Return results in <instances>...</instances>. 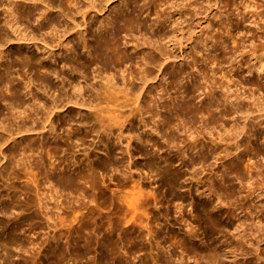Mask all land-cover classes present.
Returning <instances> with one entry per match:
<instances>
[{
    "label": "bare ground",
    "instance_id": "bare-ground-1",
    "mask_svg": "<svg viewBox=\"0 0 264 264\" xmlns=\"http://www.w3.org/2000/svg\"><path fill=\"white\" fill-rule=\"evenodd\" d=\"M7 1L8 2L5 1L6 2L5 4H7V8H5L6 6L5 7L3 6L5 8L4 12H1V10H0V58H1L0 59L1 60L0 61V134L3 133V135L6 136L4 133H6V131L8 129H10L11 127H13L14 125H15L14 127L16 130V132L15 131L14 132L18 133V134L22 132V129L23 130L25 129L28 131L29 130L33 131V129L35 128V127L32 128L33 124H36L35 122L38 119H40L38 117L39 112L42 111V112H44V115H47L45 112L48 111L49 113L51 112L50 115L52 116L53 111L60 110L57 119H50V126H49L48 121H49V117H51V116H49V117L45 116V120L47 121L46 123H48V126L50 128V129L48 128V130L51 131V134H53L52 133L53 131L57 132L55 134H56V137L59 138V142L56 143V145L54 146L55 149H57V150L58 149H60V150L72 149L71 146H73V144L70 143L69 140L75 141L76 144L75 143L74 144L76 146H78V143L80 144V142L82 145H84L86 142V139L91 136V139L89 138L91 141L90 145H92L91 151L93 152L94 156H98V155L100 156V154H102L101 156H103L104 159L102 160L103 162L100 165H104L105 171L107 170V173L109 170L111 172H115V173L118 172L117 175H119L124 182L129 181V182L133 183L132 185L130 183V186H132L131 188H129V186H128V188H125V190L121 187L120 188L122 190L121 189L119 190V188H117V184H116L115 187L109 188L110 194H111V191L116 193V189H118L119 191H124V194L121 193L122 199L124 200L123 195L125 196L127 194V193L125 194L126 190L128 192L129 189L131 190L133 188V190H131V194L133 193L132 191H135L134 192L135 194L139 193V192L140 193L143 192L141 190L142 188L139 189L140 186L136 185L138 183L136 178L135 179L133 178V172L136 171V170H133V168H135V165L137 162V161L135 162V160H132L133 159L132 151H133V148H135L137 151L136 153L140 154L142 159H144L143 160V167L148 168L149 171L151 170L150 172L155 171L156 174H160L162 178H165L167 180L169 186L173 190L171 196H173L175 198H181L183 201H185V200H187V198H189L191 200V201L189 200V202H190L189 205L196 206L199 210L203 211L208 216L209 222L212 223V225H214L216 227L219 226L220 229L221 228H223V229L228 228L229 227L228 224L223 223L224 221L221 222V220H220L221 217H223L224 215L225 216L229 215L230 217L233 218V217L238 216L237 214L239 212L237 214H235L234 212H232V213L227 212V211L225 212V210L222 209V206H224L222 204L224 202V199L228 200L232 196H235L234 193L236 192V190L231 189V190H229L228 193L224 191L225 192V195H224L223 192L221 193L222 188L219 187L217 189V187H216V189H217L216 194H217L218 199H220V201H219L217 199V197L215 196L216 197V203L219 201L220 206H215V207L213 206L212 207L210 203H207L206 201L200 200L199 198H197V196H195V197L193 196V190L190 189L189 187H187L185 184V175L186 174H184L182 172L183 170L181 171L179 169L180 167H177V163L175 166V162H176L175 158L183 159L185 156L184 153H185L186 149L191 150V149L197 148L198 150H196V149L195 150H196V152H198L197 154H199V156H197V158H195V159H193V157H192L190 163L184 161V159H183L182 164L185 167L189 168L190 166H195L197 163H203L205 161V158H206L205 154H203L201 152V150H200L201 148H199L201 146H199V143H198L199 138H201L204 135V131L201 129L200 130L194 129V127H196V124L198 121L197 118L199 115H201V117H203V116L206 117V122L208 123V125L211 124V126H213L212 124H215V123L217 124L219 121L224 122L223 124H220V126L223 125V127H224V131L222 133L219 132L221 134V136L218 135V136H220V142L215 141V143H213L214 141H212V144H215V146L213 148L215 153L218 152L217 150H220L219 153L231 152L230 151V145H231L230 143H232L233 140H234V142H236L235 140H237V143H236V145H237L239 136L242 133H244L245 131H243V130H246L245 128H247L248 130H246V134L248 133V137L246 134H244V136L246 135L245 138H247V139L245 140V143L241 141L242 143H244V147H245L244 152H247L246 153L247 156L248 155L251 157L260 156L259 158L264 159V141L261 140V142H262L261 146H260V142H259V139H261V138H263V140H264V131L263 132L261 131V134H259L260 131H259V133H258V131H255L256 127L260 126L259 124L262 123V122H259L257 120L255 122V119H258V118L260 119L261 116H259V114L261 112L264 116V77H260V74H259L260 73L259 71L262 72L264 70V60L262 57L263 54L259 53L260 55H257V49L252 48V47L246 53H242V54L241 53L237 54V53H235V51H233L232 54L235 56V57L233 56L234 61H235L236 57L239 55L243 58V57L252 56V55L254 56L256 54L257 56L255 55V57H254L255 62L253 64H249V62H246V61H244V63H241V62H243L242 58H241V60L238 61L239 65H238V67H236V69L234 68V70H232L231 69L233 66L232 65V66H230L231 68H229L230 70L227 72V74H225L226 72L223 73L224 77L227 78V80H228L226 82H228V83L232 82L234 84L233 86H235L234 88L240 86V87L244 88V90H245L246 86H249V89H251L253 91L252 96L255 95V93L258 94V95L256 94L257 97L254 96L255 98L253 99V101L251 100L252 101V103H250L251 105L249 104L250 107L248 106L247 108L243 107V106H246V105H243V103H242V105H243L242 107L240 105L241 102L243 101L240 98H242L243 96L239 97L238 96L239 93H237V95H236L235 94L236 92L234 93V90H232V92H231L229 90L230 86H228L229 85L228 83H227L228 85H226V84H224L225 82H223V81H222L223 83L219 82L220 79L216 80V76H217V74H219V70H220V73H222L224 71V70L222 71L223 68L220 67L221 66V59H224V58H223V55L216 54L214 50H213L214 53L208 51L209 53H207L204 56L202 55L203 57L201 56L203 65L201 64L202 68L198 70V72H200L198 77L199 78L201 77L203 80L205 79V82L208 80L210 82L216 80L213 84H215V85L219 84V87H226L227 91L223 92L222 90L224 88H222V90H221L222 94L218 95V94H216L217 92H215L216 90L215 91L209 90L210 92L207 94V96H208L207 100L208 101L204 100L202 102V100H201L200 105L192 104V103H195V102H192V97H194L193 92L199 91L201 89V85L199 84L198 81H196V80L192 81L193 86H190V87H192L194 90L189 88L188 86L183 85L184 83L182 85H179V83L182 81V78H183V77L181 78V76H183L187 73V71L183 68H179L177 71L172 72L170 74L171 87H163V86L161 87L160 85H153L151 87H148L147 83H148V81L153 79V75H154V74H152L153 68L156 65L162 66V63L160 61L163 60L165 62V60H169L171 56H174V55L176 56L174 49L178 48V46L180 48H183L187 44L188 41L193 40V39H194L193 41H195V43H193V44H195V45H193V46L191 45L190 48L192 51L198 50L196 47V44H199V46H198L199 48L201 46V50H198L197 52L202 51L203 53H204V51L207 52V50L209 49L210 46H214L215 43L213 41H209V39L212 40L214 38V36H212L211 34H210L211 36L209 35L208 28L204 30V26L202 27L200 22H199V25H197L195 23L196 21H193V20H198V21L201 20L202 21V19H203L202 16H204V13L202 14L203 10L209 11L210 9H212V7L214 8V7H216V5L223 3L224 6H226V7H230V8L233 7V9L235 8L234 10H236V9L238 10L239 6L242 5L241 8L243 7V12L245 13L248 9L252 10L254 8L255 9L258 8V5L260 4L261 1L259 2V0H258V3H257L256 0H239L240 4H238L237 0H201V1L200 0H131L135 3H141L139 5V8L136 11L122 12L121 15H115V17L112 20L106 19L107 22L105 21L104 17H99V18H101L100 20L97 17L96 20L97 19L99 20L97 22H99L100 25L98 23H94V25L92 24L93 26L92 25L89 26L88 17L90 16V18H92L91 14L93 12L98 13V11L100 9H102L103 6L105 4H107V2L109 0H46L45 3H43L45 0L44 1L43 0H21L19 2L15 1V0H7ZM110 1H112V0H110ZM26 2H27V4H28V2H30V3L32 2L31 3L32 7L30 6L31 8H28L29 6L27 7L26 6L27 4H24ZM3 3L4 2L0 1V5H1L0 7H2ZM166 4H167V6L169 5L171 10L169 9V11H167L168 9L165 8ZM11 5H12V7H11ZM105 6H107V5H105ZM169 7H167V8H169ZM54 8H56L55 9V12L57 13L56 17H53L51 14V10ZM218 8L216 7V9H218ZM0 9H2V8H0ZM219 9L217 10V12H219L217 15L219 17H221L223 15V13ZM244 9H246V11H244ZM250 10H248V11H250ZM254 10H252V12H254ZM256 10H258V9H256ZM148 11L150 12L149 14H151V13L155 14V17H154L155 18L154 19L155 20V23H154L155 27H154L153 32L150 31L151 33H149L146 29V27L148 26L146 24V21L141 19L138 16V13H141V16H142V15H144L145 12H147V14H148ZM241 12H239V14L237 13V16L240 15ZM252 12H250V13H252ZM254 13H257V11ZM254 13H252V14L254 15ZM258 14H257V16H258ZM185 15H186V19L183 18V17H185ZM200 15H201V17H200ZM217 15L215 12L214 17ZM187 16H188V18H187ZM224 16H226V15H224ZM240 16H239L240 19H238L235 23L236 24L235 26H236V28L238 27V30H235V32H232L233 34L230 32L232 34V39L230 38V40H233V42H231V43H233L232 46H234V44L241 37V36L239 38L237 37V35H239L238 33L244 31V30L242 31L241 25L244 22L245 16L244 15H240ZM204 18H206V17H204ZM263 18H260L259 20L261 21V19H263ZM228 21H226V19H222V20H220L219 25L223 26L226 24L225 26L227 27V26H229ZM263 21L264 20H262V22ZM185 22H186V24H185ZM193 22L198 27H201V31L207 32L205 35L206 37H204V39L201 38L202 35H200V34H199V36H196V38L193 37V33L196 29V25L194 26ZM263 25H264V23H263ZM167 26L171 27V30L167 31L165 28ZM225 26H224V28H225ZM229 27H231V26H229ZM227 30H229V29H227ZM137 31L138 32L144 31V33L139 32L140 34H142V35L144 34L143 36H145V37H143L144 41L140 38L142 40V42H141L142 44L140 43V40L136 39V36H138V38H139V35H140L139 34V35L135 36V33ZM84 32H85V34H84ZM124 32L129 37V40L127 39V41L132 42V45L134 44V47H133L134 50H136L138 47H140V50L137 51L136 54L135 53L134 54L129 53L127 50H125L126 48L123 49V47H122L123 46L122 33H124ZM227 33H228V31H227ZM242 34H246V33H242ZM28 40H38V41L40 40L42 45H40L41 47L36 46L34 49H31V48L28 49L26 46L27 43L25 46H22L21 44H19V42H21V41L25 42ZM163 41H165V42H163ZM214 41L217 42V38ZM210 42H212V44L213 43L214 44L212 45V44H210ZM251 42H253V41H251ZM222 43H224V42H222ZM237 43H239V42H237ZM167 45L169 47L168 50L166 49ZM234 47H237V46H234ZM234 47H232L231 49H234ZM222 48H225V47H222ZM237 48L239 49V47H237ZM237 48H235V50H238ZM45 49H47L48 52H43V50H45ZM222 50H224V49H222ZM262 50H264V47L262 48ZM210 51H212V49ZM191 52L190 53L185 52V54L187 53L186 55L188 58L189 57L192 58V61H191L192 65L197 67L199 64V61L194 55H192ZM260 52L263 53L262 51H260ZM225 54H226V52H225ZM180 55H182V54L180 53ZM195 55H196V53H195ZM229 57H230L229 58L230 60L233 58V57L231 58L230 55H229ZM4 58H5V61H3ZM139 61H140V63H138L139 67L138 66H136L138 68L134 67L135 66L134 64L135 63L137 64V62H139ZM215 63H217V65H215ZM244 64L247 66L243 67V66H245ZM244 68L247 71V73L248 72L250 73V74H248L249 76L251 75V73L253 74V76L250 77L249 80L247 79V81H244V80L241 81V76H240L241 74H240L239 70H244ZM261 69H263V70H261ZM244 73H243V75H244ZM154 77H156V76L154 75ZM194 78L192 77V80ZM257 80L259 82H256ZM202 82H204V81H202ZM169 89H171V90L176 89L175 91H176L177 95L175 94V97H176L175 99H172V97L170 96V94L168 92ZM36 90H37L39 95H40L39 92H41V96L43 97L42 101L39 100L40 98L36 94V92H35ZM26 91H27V96L25 98H27V97L29 98L28 94H31L32 97L30 96V98L34 99V101H35L33 104L31 103V101H29L30 103L26 102L27 99L24 98V96L26 95L25 94ZM243 93H245V92H243ZM250 95H251V93H250ZM141 98H142L143 103L141 102ZM173 100H174V102H173ZM195 104H197V103H195ZM68 106H70V107H68ZM66 107H68V108L66 110H63ZM82 108H86V109L88 108L89 110L84 111V109H82ZM216 110H218V111H216ZM254 112L255 113L257 112L259 117L257 115L253 116ZM17 113H19V115ZM21 113H23V115H21ZM34 114L36 115L37 120L34 119L33 116L31 118V115H34ZM20 115L24 116L26 118H31L32 122L35 120L36 121L33 122L32 126L29 125L30 122L27 124L30 127L26 126L25 123H27V122L22 121L21 120L22 118L20 117ZM230 116L231 117L232 116H239L240 118H242L245 121V124L243 123L244 124L243 127L239 128V129L236 127H235V129L226 128L227 123H225V121H227V120H225V119L228 117V120H231V119H229ZM173 117H176L177 122L174 121ZM17 118H18V120L20 119L19 122L21 124L16 125V122H17L16 119ZM53 118H55V117L53 116ZM26 120L27 119H25V121ZM247 120H248V122L246 123ZM28 121H29V119H28ZM44 121H43V123L40 122V124L41 123L44 124L45 123ZM231 125L233 126L234 123ZM229 126H230V123H229ZM206 127H205V129H206ZM238 127H241V126H238ZM42 128H44V127H42ZM233 128H234V126H233ZM203 129H204V127H203ZM213 129H215V127H213ZM36 130L38 131V129H36ZM58 130H62V132L67 133L66 136L65 135H64L65 137L60 136L61 134L58 133ZM35 131H33V132H35ZM219 131H221V130H219ZM10 132L8 134H10ZM15 133H14V135H15ZM12 134H11V136H12ZM18 134H16V135H18ZM223 135H225V136H223ZM4 136H3V138H4ZM244 136H243V138H244ZM1 138L2 137H0V140H1ZM12 138H15V137L12 136ZM12 138H10V139L12 140ZM63 138H64V140H63ZM4 140H1V141H4ZM6 141H4V143ZM223 141H224V143H226L227 141H230L229 145H225V147L222 148L221 144H223L222 143ZM180 143H182L183 146ZM3 144H2V142H0V146ZM117 144H120L119 148L116 147ZM179 144L181 145V147H179ZM46 145L48 146V144H46ZM236 145L234 146L235 149L238 147V146L236 147ZM43 146L44 145L39 144V147L43 148ZM239 146H240V144H239ZM37 148H38V146L35 148V143L32 141L30 143L24 144L23 147L21 148L24 156L20 157V159H18V160H15L16 164H13V163H11V164L14 165V168H15V166L17 168V166H18V169H19L20 165H22V167H23V165H25L27 167L30 166V165H26L27 160L25 158L26 157L25 154L27 151H34ZM89 148L90 147H88L87 149H89ZM85 149H86V147H85ZM119 152L121 153L120 154L121 156L118 155ZM240 152L242 153V151H240ZM0 153H2L1 150H0ZM11 153H12V151H11ZM11 153H9V154H11ZM122 154H123V156H122ZM124 154H125V157L127 156L126 159L128 158V160L125 162H124V158H125ZM169 154L170 155L173 154V155L169 156ZM4 157H5V154H4ZM238 157H239L238 162L242 163L244 156L238 155ZM48 158H49L48 162L46 161V159L44 157H41L40 159L38 158L40 161L37 164L35 163L36 164L35 169L37 168V169L42 170V169H45L47 164L54 165V161H51L53 158L52 154L48 153ZM134 159H135V157H134ZM249 159H251V158H249ZM252 160H250V161H252ZM259 160H258V162H259ZM132 161H134L133 164L131 163ZM250 161L248 163H250ZM179 162H181V161H179ZM246 163H245V165H246ZM251 163H254V162L252 161ZM251 163L249 165H247L248 169L249 168L254 169V168H252L253 166ZM100 165L97 164L96 168H100ZM235 165L236 164L232 162L230 168L233 170ZM25 166L23 168H25ZM9 167H10V163H9ZM27 167H26V169H27ZM30 167H32V166H30ZM52 167H54V166H52ZM55 167H56V165H55ZM136 167L138 168V164L136 165ZM239 167H240V165H239ZM20 168H21V166H20ZM257 168H259V167H257ZM30 169L32 170V168H30ZM35 169H33V170H35ZM226 169H227V167H226ZM31 170H29V171H31ZM33 170H32V172H33ZM191 170H192V167H191ZM15 171H16V169H15ZM55 171H57V170H55ZM192 171H194V170H192ZM39 172H42V171H39ZM211 172H210V174H211ZM5 173L6 172L0 173V177L2 179L6 177L7 173L6 174ZM46 173H47V171H46ZM52 173H53V171H52ZM86 173L87 172L79 173L74 178L75 175L72 176V175H70V173H67L66 171L61 169V172H59L56 175L57 181H58V186H59L60 190L70 191L72 193L78 192L81 189V187L79 188V187L75 186L76 185L75 183H76V181H81V180L84 182H87L89 179V176ZM29 174H30V172H29ZM33 174L35 176L36 173L33 172L32 175ZM43 174H44V172H43ZM190 174H191V172H190ZM195 174L193 175V173H192L193 176H195ZM247 174L250 175V173H247ZM256 174H257L256 177H259V176H260V178L264 177L263 176L264 173L260 170ZM53 175H54V173H53ZM53 175L52 174L44 175L48 179V183L52 184V182L51 181L49 182V180ZM110 175H111V173H110ZM249 175H248V179L245 178L244 176H242L241 174L236 176L238 181L241 182V181H244L247 179L248 181L246 180L245 182H247L249 184H248V187H244L242 190H239V193H241V192L245 193V195L243 196L244 201L234 203V205H235L234 211L238 210V209L241 210L243 207L245 209V211L248 210V213H247L248 215L244 216L243 218L237 217L239 219L236 222V223H238L236 226V229H238V233H239L240 238L239 239L235 238L236 239L235 240V239H233L234 238L233 237L232 240L228 243H230V245L232 246V248L234 250V251L233 250L232 251L234 253H235V251H237L239 253V250H241L243 255H245V256L253 255L254 259L247 260V258L240 256L241 258H244L242 260V262H238L239 260L236 261L235 256L239 255V254H236V255L233 254L232 255V252L231 253L228 252L229 254H227V252H226L227 250L225 249V247H223V245L225 244L224 238H221V239H223L224 244L220 243L221 240L218 241V239L214 237L215 233L210 231L207 227H204L205 225L204 226L201 225L202 223L200 225H201V227H203V232H204L205 236H204V239H198L197 240V238H195V235H192L191 231L188 230L189 228L191 229L190 224H188L190 222H188V221H187L188 223H186L185 226L183 225L184 227H186V230H188V233L183 234L180 238L177 236L178 233H176V232H174V230H172V238L174 239V238H176V236L179 238L178 242L176 240V242H177L176 244L179 243L178 247H180L182 249V251L180 252L181 255H179V257L177 255V257L179 259H182L180 257L184 256L183 252L185 251L186 253H188V252L194 253V256L193 255L192 256L194 257V260L196 262H198L197 264H264V249H263L264 247L262 245L264 243L263 242L264 241V224H263L264 203L260 204V208L254 212L257 215V217L254 216L257 218V221H255L256 220L255 219L252 222L253 219L250 218V215L253 216V214H254L252 212V209H251L252 208L251 206L253 203H251L252 199H250V198H253L255 196L256 192H259L257 197L260 195L263 196L264 195V188H262V187H264V186L261 187L260 185H262V182L260 181L261 184H258L257 182L259 180L257 181V179L253 180L251 178L252 181H250ZM139 176H140V174H139ZM141 176L139 177L140 179H141ZM15 177H17V174H15ZM35 177H37V175ZM198 177H200V176H198ZM221 178H222L221 179L222 182L225 183L226 180L224 179V174L222 175ZM253 178H254V176H253ZM189 179H191V178H189ZM31 180H32V182L35 183V184L33 183V185H35L34 189L37 191V193L35 192L36 193L35 197L41 196V193L39 192V189H38L39 188L38 184H37L38 181H36L35 178H34V180L33 179H31ZM111 181H112V179H111ZM141 182H143V181H141ZM196 182H197V180H196ZM199 182H201L200 178L198 180V184H199ZM245 182H243V183H245ZM231 183H233V182H231ZM247 183L245 184L246 186H247ZM134 184H135V186H134ZM31 185L28 187L30 188ZM78 186H80V185H78ZM135 187H137V190H134ZM207 187L210 189L211 183L208 182ZM11 188L14 189L15 186H13V185H11V186L2 185V186H0V192L5 191L8 193V191ZM176 189L182 191V194L181 195L174 194L173 192ZM227 189H230V187H228ZM139 190H141V191H139ZM194 190H196V192L198 191L197 189H194ZM146 191L148 192V190L145 189V192ZM184 191L191 194L190 195L191 197H188V196L186 197V195H184ZM58 192L59 191L55 190L54 195H56ZM149 192H150V190H149ZM27 193L29 194L30 191ZM114 193H113V196H115ZM128 193H130V192H128ZM211 193H213V192H211ZM211 193H210V196H211ZM42 194H43L42 197L37 198V200L35 202L30 197H28V198L26 197V199H24V201H20L19 197L15 193H12V195L8 196L11 198L10 203L9 204L6 203V204L2 205L1 209H0L1 215L3 217L0 221V227L2 229L1 233H0V245L6 250L7 253L9 252L10 248L13 250L12 247H14V248L16 247L15 248L16 251H17V248L20 250V254H18L19 252L16 253L13 250L16 253V256L22 255V258H23V259H20L18 257L19 259H17L18 260L17 264H38L39 261L41 264H73V263H71V261L74 262V260L78 256L81 257V254H83L80 251L76 250V248L73 251L66 250L67 252H65L63 250V247H60L58 245V242L53 243L51 241L52 239L50 237H48V238H45V240H43V242L35 243L36 242L35 241L33 243L34 245H38V247H36V248H40L41 246H44V253H43V255L41 254V256H40V252H37L34 249L35 246H34V248H31L29 250V248L28 249L25 248L26 245H24L20 241L21 239H19V237H17L18 230H21L22 226L27 224V221L33 220L35 218L34 216H31V215L29 217L21 216L22 212L27 210L31 205L38 206L37 208L43 209V207H44V209H47L48 207H47L46 199L48 198L50 200L54 197L53 199L56 200L58 198V196L56 198L53 194H51L49 196L48 195L44 196V193H42ZM48 194H50V192ZM131 194H127V196H125V197H127L125 200L128 201L129 207L132 208L130 206V205H132L133 209H134V208H136L135 206H137V203L138 202L140 203V201L138 199H139V196L141 194L139 196L137 194L136 196H138V197H135L134 194L133 195H131ZM143 194H146V193L143 192ZM149 194H153V191ZM207 194H209V193H207ZM129 195H131L132 198H130ZM214 195L215 194H213V196ZM262 196H261V198L259 197V199H262ZM133 197L136 199H134ZM198 197H200V196H198ZM140 198H141L140 200H142L141 196H140ZM233 198H236V197H233ZM133 199L135 200V202ZM202 199H204V198H202ZM154 200H155V198H154ZM235 200H237V199H235ZM257 200H258V198H257ZM143 201L145 202L146 199ZM209 201H211L210 198H209ZM212 201H213V199H212ZM228 201H230V200H228ZM232 201H234V199ZM126 202H125V204H126ZM133 202L136 205L133 204ZM155 203H157V202H155ZM179 203H180V201H179ZM143 204H146V203H143ZM178 205L181 206V204H178ZM214 205H215V203H214ZM140 206H141V204H140ZM150 206L152 207V205H150ZM150 206H148V208ZM257 206H259V204ZM177 207H179V206H177ZM216 207H217V211L213 212V210H216L215 209ZM57 208H58V206H57ZM142 208L143 207H141L140 211L142 210ZM157 208H158V206H157ZM181 208H178L179 211L177 210L180 214L182 212ZM254 208H255V206H254ZM136 209H138V208H136ZM144 209L146 210L147 207L143 208V210ZM155 209H156V206H155L154 210ZM11 210L16 211L18 214L15 212L17 215L11 218V216H9V214L11 213ZM143 210H142V214H145L148 216V214H146L147 211H146V213H143ZM40 211H41V209H40ZM78 211L79 210L76 211L74 209L72 211H70L71 212L70 214L72 215L71 220L69 219L70 225H72L76 221V219H78L77 215H79V216L81 215L82 212L81 213L79 212V214H78ZM34 212H37V211H34ZM241 212H242V210H241ZM12 214H13V212H12ZM159 214H161V213H159ZM46 215H47V213H46ZM143 216H141V218ZM74 218H76L75 221L73 220ZM161 218H162V216H161ZM47 219H49V217ZM145 219H147V218H145ZM145 219H143L141 221L138 220V221H140L141 225H143L142 221H144ZM226 219H227V217H226ZM61 220L63 221V218ZM159 220H161V219H159ZM184 220H185V218H184ZM166 221H168V219ZM249 221H251V222H249ZM140 222H138V223L140 224ZM54 223H56V222H54ZM64 223H63V225L66 224V223L65 224ZM147 223H145V224L148 225ZM181 223L182 222H180V224ZM58 224H59V222H58ZM69 224L67 222V225H69ZM141 225L139 227H141ZM249 225L251 227L248 230ZM47 226L50 227V225H47ZM60 226H62V225H60ZM145 226H144V228H145ZM54 227L56 228V226H54ZM70 227L71 226H69V229H70ZM85 228H86V225L82 226V227L80 226V230H83ZM141 228H143V227H141ZM147 229H145V230H147ZM193 229H195V228H193ZM215 229H218V228H215ZM180 230H181V228H180ZM182 230H183V228H182ZM67 231H68V229H67ZM177 231L179 232V230H177ZM224 231L227 232L228 229L224 230ZM151 232H152V229H151ZM164 232H167V231H164ZM147 233H150V232L147 231ZM160 233H161V230H160ZM152 234H153V232H152ZM67 235L69 238L71 234L69 233ZM81 235L79 233V236L76 239H74V241H76L78 243L83 242L85 244V246L87 247L86 253L88 254L89 249L92 248L94 238H93V236L90 238H85V237H82ZM146 235H149V234H146ZM153 235H155V234H153ZM164 235H163V237H164ZM150 236H152V235H150ZM201 236H200V238H201ZM51 237H54V236H51ZM65 237H66V235H65ZM54 239H55V237H54ZM95 239H96V237H95ZM229 239H230V237H229ZM68 241H67V243H68L67 245L70 244V241L69 242ZM75 244L76 243H74V245ZM172 244H174V243H172ZM71 245H73V243ZM31 246H32V244H31ZM160 246H161V244L159 245V247ZM176 246H175V249H176ZM65 247H67V246H65ZM178 247H177L176 251H178ZM103 248L107 252L101 251L99 258L98 259L96 258L97 260L94 259L96 261V262L94 261V264H123L122 258L120 256V254L118 253L119 246H118L117 241H114V242L112 241L109 244L104 245ZM164 248H165V252H167L166 247H164ZM227 248H229V247H227ZM66 249H68V248H66ZM169 249H168V252L170 251ZM94 250H95V248H94ZM26 252L30 254L27 257L24 255ZM130 252L133 253L134 252L133 249L130 248ZM130 252H129V254H130ZM170 254H171V252H170ZM172 254L175 255V253H172ZM186 256H188V254H186ZM186 256H184V258ZM13 257L15 258V254L13 255ZM230 257H232V258L235 257V258L231 260V259H229ZM167 258H169V257H167ZM155 259H158V258L156 257ZM175 259H176V257H175ZM190 259H192V257H190ZM182 260H185V259H182ZM0 261H2V260H0ZM159 261H161L160 262L161 264H169L167 260H164V258L163 259L160 258ZM186 261H188V260L186 259ZM195 261H194V263H195ZM14 262H16V261H14ZM126 264H130V263H126ZM156 264H158V263H156Z\"/></svg>",
    "mask_w": 264,
    "mask_h": 264
},
{
    "label": "rangeland",
    "instance_id": "rangeland-1",
    "mask_svg": "<svg viewBox=\"0 0 264 264\" xmlns=\"http://www.w3.org/2000/svg\"><path fill=\"white\" fill-rule=\"evenodd\" d=\"M0 1L1 2H4L3 5H2V7H0V8H2V9H0L1 12H4L5 8H7V4H5V3L8 2V1L7 0H0ZM15 1H18L19 2L21 0H15ZM109 1L107 2V4H105L107 6H105V5L103 6L104 9L103 8L100 9L101 11L99 10L98 13L93 12L91 14L92 18H90V16L88 17L89 26L92 25V24L94 25V23H98L100 25V23L97 22V21H99L101 19L99 17H104V19L106 21V19L107 20H112L115 17V15H121L122 12L136 11L139 8V5L141 4V3H135V2H133L131 0H112L110 2ZM45 2H46V0L43 3H45ZM256 2L258 3V0H256ZM259 2H260V4L258 5V8H256L258 10H256L255 8H254L255 10L251 8L252 10H254V12L257 11V13L252 12V10H250V9H248L250 11H248V10L246 11V9H244V11H246L245 12L246 14H245L243 12V7L241 8L242 5L239 6V9H238L239 11H238L237 9L234 10L235 8L233 9V7L230 8V7L224 6L223 3H220L219 4L220 6L219 5H216V7L217 8L219 7L220 9L219 8L218 9L220 11H222V13H223V15L221 17H219L217 15L219 12H217L218 9H216V7H214V8L212 7V9H210L209 11L203 10L202 14L204 13V16H202V18H203L202 21L201 20L200 21L193 20V21H196L195 23L197 25H199V22H200V24L202 25V27L204 26V30L208 28L209 35L211 34L212 36H214V38L216 37L217 38V42L218 41L219 42L217 43V42L214 41V40H216V38L215 39L213 38L214 40L213 39L212 40L209 39V41H213L215 44L213 43L214 46H210L209 49L207 50V52L204 51V53L202 51L197 52L198 50H201V46H200V48L198 47L199 44H196V47L198 49L197 51H192L191 50V48H190L191 45L192 46L195 45V44H193V43H195V41H193L194 39L188 41L187 44L185 43L186 45L184 44L185 46L183 48H180L178 46V48L174 49L176 56L175 55L174 56H171L170 59L169 60H165V62L163 60L160 61L162 63V66L161 65L160 66L159 65H156L153 68L152 74H154L156 77H154V75H153V79H151L150 81H148L147 86L148 87H151L153 85H160L161 87L162 86L163 87H171L170 74L172 72L177 71L179 68H183V69H185L187 71V73L185 75L181 76V78L182 77L183 78H182V81L179 83V85H182L184 83L183 85L188 86L189 88L193 89L190 86H193V84H192L193 82L192 81H194V80L198 81L199 84L201 85V89L199 91H194L195 93L193 92V94H194L193 96L194 97H192V102H195L197 104H195V103H192V104H194V105H200L201 100H202V102L204 100H207L208 99L207 94L210 92L209 90H213V91L216 90L215 92H217L216 94H218V95L222 94L221 93L222 91L223 92L227 91V88L226 87H219V84H216V85L213 84L216 80H219L220 79L221 81L219 80V82H222L223 81V82H225L224 84H226V85L229 84L228 86H230V89L229 90L231 92H232V90H234V93L236 92L235 93L236 95H237V93H239L240 94V95L238 94L239 97H242L243 96L242 98H240L241 100H243L241 102V104H240L241 107L243 105H246V106H243L245 108H247L248 106L250 107V105H251L250 103H252L253 99L255 98L254 96L257 97L258 94L255 93V95L252 96L253 91L251 89H249V86H246V89L245 90H244V88H242L240 86L234 88L235 86H233L234 84L232 82H230L231 84L228 83V82H226L228 80H227V78L224 77L223 73L226 72L225 74H227V72L230 70L229 68H231L230 66L233 65L231 69L234 70V68L236 69V67H238V65H239L238 61H240L242 57L239 55V56L236 57V59L234 61V57L235 56L232 54L233 51H235V53H237V54L238 53L239 54L240 53L242 54V53H246L252 47V48L257 49V55L263 54L262 57H263V60H264V50H262V48L264 47V32H263L264 31V25H263L264 21L262 22V20H264V18H263L264 17V0H259ZM29 3L30 2H28V4H27V2H26L24 4H27L26 6L27 7L29 6L28 8H31L32 7V4H31L32 2L30 4ZM237 3L240 4V1L237 0ZM3 6L4 7L6 6V7L4 8ZM166 6H167V4L165 5V8L168 9L167 11H169V9L171 10V8L169 7V5L167 6L169 8H167ZM11 7H12V5H11ZM55 9L56 8H54V9L51 10V14H52L53 17H56L57 16V13L55 12ZM215 12H216V15L217 16L214 17ZM239 12L242 13V14L240 13V15H244L245 16L244 22L241 25L242 31L244 30L245 32L244 31L243 32H240V33H238L239 35H237L238 38L241 36L240 37L241 39L240 38L239 39L237 38L238 39L237 42H239V43L236 42L237 44L236 43L234 44V46L239 47V49H238L237 47L232 46L233 43H231V42H233V40H230V38L232 39V34H233L232 32H235V30H238V27L236 28V26H235L236 24L235 23L241 17L240 15L237 16V13L239 14ZM250 12L254 13V15L252 13H250ZM145 13L147 14V12H145ZM145 13H144V15H142L143 17L141 16V13H138V16L141 19H143V20L146 21V24L148 25L146 27V29H147V31L149 33H151V32H153L154 27H155L154 26V23H155V20H154L155 19L154 18L155 17V14H153V13L149 14L150 13L149 11H148V14L147 15ZM257 14H258V16H257ZM201 15H200V17H201ZM224 15H226V16H224ZM97 17H98L99 20L98 19L96 20ZM204 17H206V18H204ZM183 18L186 19V15ZM187 18H188V16H187ZM260 18H263V19H261V21H260L259 20ZM222 19H226V21L229 20L228 21V24L231 27L227 26L228 27L227 28L225 26L226 25L225 24L226 22L224 23L225 25H223V26L221 25L222 26L221 27L219 25V22ZM185 24H186V22H185ZM196 24H194V22H193V25L194 26ZM197 25H196V29H195V31L193 33V37L196 38V36H199V34H200V35H202L201 38L204 39V37H206L205 35H206L207 32L201 31V27H198ZM224 26H225V28H224ZM167 27H165L167 31L171 30V27H168V28ZM226 28L229 29L230 31L227 30ZM144 31H142V32L139 31V32L144 33ZM227 31H228V33H227ZM137 32L135 33V36L140 34L139 32L138 33ZM242 33H246V34H242ZM84 34H85V32H84ZM125 34H126L125 32L122 33V43H123V46L122 47H123V49L126 48L125 50H127L129 53H131V54H134L135 53L136 54V52L140 50V47H138L136 50H134L133 49L134 44L132 45V42L127 41V39L129 40V37H128L127 34H126L127 36ZM140 35H139V38H138V36H136V39L140 40V43H141L142 40L144 41V38L143 37H145V36H143L144 34L143 35L140 34ZM221 41L224 42V43H222ZM251 41H253V42H251ZM163 42H165V41H163ZM26 43H27V45H26ZM19 44H21L22 46H25L26 45L28 49H30V48L31 49H34L36 46L42 45L40 40L39 41L38 40H28V41H25V42L24 41H21V42H19ZM210 44H212V42H210ZM221 46L222 47H225V48H222ZM232 47H234V49H231ZM210 48L212 49V51H210L211 50ZM235 48H237L238 50H235ZM166 49L167 50L169 49L168 45H167ZM222 49H224V50H222ZM213 50L215 51L216 54L223 55V58L224 59H221L220 58L221 59V66L220 67L223 68L222 71L223 70L224 71L222 73H220V70H219V74H217L216 80L211 81V82L208 80V81L205 82V79L203 80L201 77L200 78L198 77L199 74H200V72H198V70L201 69L202 68V65H203V63H202V57L204 55H206L207 53H209V52L214 53ZM259 50L262 51L263 53H261ZM43 52H48V50L45 49V50H43ZM185 52H187V53H190L191 52L192 55H194L198 59L199 64H198L197 67H195V66L192 65V62H191L192 61V58L191 57L188 58L187 55H186L187 53L185 54ZM225 52H226V54H225ZM180 53L182 55H180ZM195 53H196V55H195ZM229 55L231 56V58L234 56L232 58L233 60L232 59L231 60L229 59L230 58ZM255 55L254 56L252 55V56L243 57L242 58V61L243 62H241V63H244V61H246V62H249V64H253L255 62V59H254ZM3 61H5V58L3 59ZM138 63H140V61L137 62V64ZM137 64L135 63L134 64L135 66L134 65L133 66L134 67H136V66L139 67V64L138 65ZM215 65H217V63H215ZM246 66L247 65H245L243 67H246ZM138 67H136V68H138ZM261 70H263V69H261ZM239 71H240V74H241L240 75L241 76V81H243V80L244 81H247V79L249 80L250 77L253 76L252 73L249 76L248 74H250V73L249 72L247 73V71L245 70V68H244V70H239ZM259 72H260L259 73L260 74V77H264L263 76L264 75V73H263L264 70L262 72L261 71H259ZM243 73H244V75H243ZM192 77L193 78L195 77V78L192 80ZM202 81H204V82H202ZM256 82H259V81L257 80ZM222 88H224V89L222 90ZM170 90L171 89H169V91H168L169 94H170V96L172 97V99H175L176 98L175 97V94L177 95V93L175 91L176 89H172L173 91L172 90L170 91ZM35 92L39 96V98H40L39 100L42 101L43 100V97L41 96V92H39L40 95L38 94L37 90ZM243 92H245L246 94L243 93ZM250 93H251V95H250ZM25 94L26 95L24 96V98L27 96V91L25 92ZM28 96L30 98L31 94H28ZM29 98L28 97L25 98V99H27L26 102L31 101V103L33 104L35 102L34 99H32V98L29 99ZM141 102H142V98H141ZM173 102H174V100H173ZM242 103H243V105H242ZM68 107H70V106H68ZM68 107L64 108L63 110H66ZM82 109H84V111L85 110L86 111L89 110L88 108L87 109L86 108H82ZM59 111L60 110L53 111L52 112V116L50 115L51 112L49 113L47 111L48 113L45 112L47 115H44V112L41 111V112H39L38 117L40 119H38V120L36 119L37 117H36L35 114L34 115H31V118L33 116V118L37 120V121L35 120L36 122L33 121L36 124H33L31 118H26L24 116H21V115H23V113H21V115H20V117L22 118L21 120L24 121V122H27V123H25L26 126H29V125L32 126V124H33L32 128L35 127L34 129L35 130L38 129V131L37 130L35 131L34 129H33V131H35V132H33L32 130H29L28 131V130H25V129H24L25 130L24 131L22 129V132L18 134V133H15L16 130H15V127H14L15 125H14L10 129H8L6 131V133H4L6 136H4L3 133L0 134V137H2L1 140H4V139H5L4 141L7 140L5 143H4V141H1L0 140V142H2V144L4 143L3 145L0 146V150L2 151V153H0L1 154L0 155V173H2V172L3 173L4 172L7 173V174L5 173L6 174V177L5 178L2 179L0 177V186H2V185H9V186L13 185V186H15V188L14 189L11 188L8 191V193L5 192V191H3V192L1 191L0 192V209H1V206L2 205L6 204V203H8V204L10 203L11 198L8 197V196L9 195H12V193H15L19 197L20 201H24V199H26V197L27 198L30 197L35 202L37 200V198L42 197V195H43L42 193H44V196L45 195L46 196L47 195L49 196L51 194L54 195L55 190L59 191L56 195H54L56 198L58 196V198L56 200L53 199L54 197L52 199H50V200L48 198L46 199L47 207H48L47 209H44V207H43V209L42 208H37L38 206L31 205L27 210H25L24 212H22L21 216L29 217L31 215V216H34L35 217L33 220L27 221V224L23 225L22 228H21V230H18V232H17V237H19V239H21L20 241L24 245H26L25 248H27V249L29 248V250H30L31 248H34V246H35L34 249L37 252H40V256H41V254L43 255V253H44V246H41L40 248H36V247H38V245H34L33 243L35 241H36L35 243H37V242H39V243L40 242H43V240H45V238L50 237L52 239L51 241L53 243L58 242V245L60 247H63V250L65 252H67L66 250L73 251L76 248V250H78L81 253H83V254H81V257L78 256L77 257L78 259L76 258L77 260L75 259L74 262L71 261V263L76 264L78 262L77 264H90V263L91 264H94V261L99 258L101 251L102 252H107L103 248V246L106 245V244H109L112 241L113 242L114 241H117L118 242V246H119L118 253L120 254V256L122 258V263L123 264H126V263H130V264H132V263L133 264H156V263H158V264H161L160 263L161 261H159L160 258H162V259L164 258V260H167L169 264H183V263L184 264H197L198 262H196L194 260V257H193L194 256V253H192V252L186 253L184 251L183 252L184 256H186V254H188V256H186L185 258H184V256L183 257H180V258L185 259V260L179 259L178 257H179V255H181L180 252L182 251V249L180 247H178L179 246L178 245L179 243L178 244H176V243L178 242L179 238L183 234L188 233V230L191 231L192 235H195V238H197V240L198 239H204V236L205 235H204V232H203V227H201V225H203V226L205 225L204 227H207L210 231H212V232L215 233V236L214 237L217 238L218 241L221 240L220 243H223L224 244V242H225V244L223 245V247H225V249L227 250L226 251L227 254H229L228 252H230V253L232 252V255L233 254L234 255L239 254V255H236L235 256L236 258L235 257H233V258L230 257L229 259L232 260V259L235 258L236 261L239 260L238 262H242V260L244 258H247V260L254 259L253 258V255H251V256L250 255H248V256L243 255L242 252H241V250H239V253L237 251H235V253H234L233 252L234 250H233L232 246L230 245V243H228V242H230L232 240L233 237H234L233 239H235V238L236 239H239L240 238L239 237V233H238V229H236V226L238 224L236 222L238 221L239 218H243L244 216H247L248 215L247 214L248 213V210H246L247 211L246 212L243 207H242L241 210H242V212L244 214L246 213L245 215L241 212L240 209L234 211V209H235L234 208V206H235L234 203H236V202H243L244 201L243 200V196L245 195V193L244 192L243 193L242 192L239 193V190H242L244 187H248V184L249 183L245 182L248 179V175H249L247 173H250V175H249V180L250 181H252V179L253 180L254 179H257V181L259 180L257 183L258 184H261L260 183V181H261L262 182V185H260V186L261 187L264 186V180H263L264 177H262V178H260V176L259 177H256V175H257L256 173L259 170L264 173V159L262 158L263 159L262 160L261 158H259L260 156H258V157H251L249 155L247 156V154H246L247 152H244L245 151L244 143H245V140L247 139L245 137H246V135L248 137V133L246 134V130H248L247 128H245L246 130H243L245 132L242 133L239 136V138H238V144L237 145H236L237 140H235L236 142H234V140H233V142L230 143L231 144L230 145V151L231 152H229V153L221 152L223 154L222 155L221 153H219L220 150H217L218 152L215 153V151L213 150L215 144H212V141H214L213 143H215V141L220 142V136H221V134L219 132L222 133L224 131L223 125L220 126V124H223L224 122L219 121L218 122L219 124L218 123L217 124L215 123V124H212L213 126H211V124L208 125V123L206 122V117L205 116L201 117V115H199L198 118H197L198 121H197L196 127H194V129H198V130L201 129V130L204 131V135L201 138H199L198 143H199V146H201V147H199V148H201L200 149L201 152L203 154H205V157H206L205 158V161L203 163H197L195 166H190L189 167L190 169L188 167H185L182 164L183 159H184V161L190 163L192 157H193V159H195V158H197V156H199V154H197L198 152H196V150H198L197 148H195L196 150L195 149H191V150L188 149L189 151L186 149L185 150V153H184L185 156H184L183 159H181V158H175V160H176L175 166H176V163H177V167H180L179 169L181 171L183 170L182 172L184 174H186L185 175V184H186L187 187H189L190 189L193 190V196L194 197L197 196V198H199L200 200L206 201L207 203H210L212 207L213 206L214 207L215 206H220V204H219L220 199H218L217 194H216V191H217V189L219 187L222 188L221 193L223 192L224 195H225V192L228 193L229 190H231V189L236 190L237 193L236 192L234 193L235 196H232L231 197L232 199L231 198L228 199L230 201L224 199V202L222 204L224 206H222V209L225 210V212L226 211L227 212H230V213L234 212L235 214H237L239 212L237 214L238 216L232 218L229 215H228L229 217L227 215L226 216L224 215L223 217H221V219H220L221 222L224 221L223 223L228 224L229 227L226 228V229H223V228L220 229L219 226L216 227V226L212 225V223L209 222L208 216L203 211L199 210L196 206L189 205L190 204V202H189L190 199L189 198H187V200L183 201L181 198H175V197L171 196L173 190L169 186L167 180L165 178H162L160 174H156L155 171L154 172L153 171L150 172L151 170L149 171L148 168L143 167V160L144 159H142V157H141L140 154L136 153L137 151H136L135 148H133V151L131 150L132 151V156H133V159L132 160H135V162L137 161L136 162V165L138 164V168L136 167V165H135V168H133V170H136V171L133 172V178L134 179L136 178V180L138 181V183L136 185L140 186V188L138 186L137 187L139 189L142 188L141 190L144 193H146L147 195L146 194H143V192L142 193L139 192V193H136L135 194L134 193L135 191H132L133 193L131 194V190H133V188L131 190L130 189L128 190V192H130V193H128L127 190H126L125 191V194L126 193L127 194H131V195L134 194L135 197H138L141 194L140 196L142 197V200H140L141 199L140 196H139V199L137 198L140 201V203L139 202L138 203L136 202L137 203V206H135L139 210L136 209V208L133 209V206L132 205H130L132 207V208H130L129 207V204H128V201L125 200L127 198V197H125V196H127V194L125 196L123 195V197H124V200H123L122 199V196H121V193L124 194V191H119V190L121 188H123L125 190V188H128V186H129V188H131L132 187V186H130V183L131 182H129V181L128 182H124L121 179V177L119 175H117L118 172L115 173V172H111L109 170L108 173L110 172L111 173V175H110V173L109 174L107 173V170L105 171L104 165H100L103 162L102 160L104 159V157L101 156L102 154H100L101 157L99 155L98 156H94L93 152L91 151V149H92V147H91L92 145H90L91 144V141H90L91 136L89 137L90 139L89 138L86 139V142H85L84 145H82L81 142H80V144L78 143V146H76L75 145L76 144L75 141L69 140V142L73 144V146H71L72 149H69V150H60V149L57 150V149H55L54 146L56 145V143L59 142V138L56 137V134L55 133H57V132H54L53 131L52 132L53 134H51V131H49L48 128L50 126V119H57V117L59 115ZM216 111H218V110H216ZM17 114L19 115V113H17ZM256 115L258 116V113L257 112L256 113L254 112L253 116H256ZM45 116H48V117L51 116V117H49V121H48L49 126H48V123H46L47 121L45 120ZM53 116L55 118H53ZM259 116H261L260 119L259 118L258 119H255V122L257 120L259 122H262L263 124L260 123L259 124L260 126H257L256 129H255V131H258V133L260 131L259 134H261V131L262 132L264 131V116H263L262 112L259 114ZM25 119H27V120L25 121ZM28 119H29V121H28ZM173 119H174L175 122H177L176 117H173ZM229 119H231V120H228V117L225 119V120H227V121H225V123H227V125H226L227 127L226 128H229V129H235V127L239 129V128H242L243 125L245 124V121L242 118H240L239 116H232V117L230 116ZM16 120L18 122V123L16 122V125L21 124L19 122L20 119L18 120V118H17ZM43 121L45 122L44 123L45 125L42 124ZM29 122L30 123L32 122V123L30 124ZM40 122H42V123L40 124ZM247 122H248V120L246 121V123ZM28 123H29V125H27ZM229 123H230V126H229ZM233 123H234V125H233L234 128L231 125ZM238 126H241V127H238ZM42 127H44V128H42ZM203 127H204V129H203ZM205 127H206L207 130L205 129ZM213 127H215V129H213ZM219 130H221V131H219ZM9 132H10V134H8ZM13 132L15 133V135H14ZM58 133H60L61 134L60 136H62V137H65L66 134H67L65 132H62V130H58ZM11 134L15 138H12ZM16 134H18V135H16ZM244 134H246V135L244 136ZM2 135L4 136V138H3ZM218 135H220V136H218ZM225 135H223V136H225ZM243 136H244V138H243ZM10 138H12V140ZM63 140H64V138H63ZM261 140L264 141L263 138L259 139L260 146L262 145L261 144L262 143ZM31 141L35 143V148L38 146V148L36 150H34V151H27L26 154H25V156H26L25 158L27 160L26 165H30L32 167H30V166L27 167V166L23 165V167L25 166V168H23L22 165H20L21 168H20V166H19V169H18V166H17V168H16V166L14 168V165H12L11 163L16 164L15 163V160H18V159H20V157H23L24 156V154L22 153L23 151H22L21 148L23 147L24 144L30 143ZM241 141L244 142V143H242ZM229 142L230 141H227L226 143H224V141H223L222 142L223 144H221L222 148L225 147V145H229ZM39 144L44 145L43 148L39 147ZM46 144H48V146ZM180 144H182V143H180ZM180 144H179V147H181ZM239 144H240V146H239ZM235 145H236V147L238 146L236 148L237 150L234 147ZM182 146H183V144H182ZM85 147H86V149L88 147H90V148L86 150ZM116 147L119 148L120 147V144H117ZM11 151H12L13 154L11 153ZM240 151H242V153ZM120 152L118 154L119 156H121L120 155L121 154ZM9 153H11V154H9ZM48 153L49 154H52L53 158H52L51 161H54V165L47 164V166L45 167V169H42V170L41 169H37V168L35 169V166L40 161L39 159L41 157H44L46 159V161L48 162V160H49ZM4 154H5V157H4ZM172 155L169 154V156H172ZM238 155L239 156H241V155L244 156L243 157V162L244 163L242 162L243 164L241 162H238V158H239ZM122 156H123V154H122ZM124 157H125V154H124ZM126 157L124 158V162L128 160V158L126 159ZM134 157H135V159H134ZM249 158H251V159H249ZM247 159L249 161L253 159L252 161L254 163H251L252 161H250V163L252 164V166H253L252 168H254V169H250V168H249L250 170L248 169V166L247 165H249L250 163H248L249 161ZM258 160H259V162H258ZM179 161H181V162H179ZM133 162L134 161H132L131 163L133 164ZM232 162L236 164L233 170L230 168ZM9 163H10V167H9ZM245 163H246V165H245ZM97 164L100 165V168H96ZM55 165H56V167H55ZM239 165H240V167H239ZM52 166H54V167H52ZM256 166L259 167V168H257ZM26 167H27V169H26ZM191 167H192V170H194V171L191 170ZM226 167H227V169H226ZM30 168H32V170L35 169V170H33V172L36 173L35 176L37 175V177H35L34 174L32 175L33 172H32V170ZM15 169H16V171H15ZM61 169L64 170V171H66L67 173H70V175H72V176L75 175L74 178L79 173H85V172H87L86 174L89 176V179L90 180L88 179L87 182H84L82 180L81 181H76V183H75L76 185L75 186H77L79 188L81 187V189L78 192L72 193L70 191H62V190H60V188L58 186V181H57V177H56V175L59 172H61ZM29 170H31V171H29ZM55 170H57V171H55ZM39 171H42V172H39ZM46 171H47V173H46ZM52 171H53L54 175H53ZM29 172H30V174H29ZM43 172H44V174H43ZM190 172H191V174H190ZM210 172H211V174H210ZM192 173H193V175L195 174V176H193ZM15 174H17V177H15ZM46 174H52L54 176V177L52 176L50 178V180H49V182L51 181L52 184L51 183H48V179L44 176ZM139 174H140V176L142 175L141 176V179L139 178L140 177ZM223 174H224V179L226 180L225 183L222 182V180H221L222 179L221 177H222ZM239 174H241L242 176H244L247 179L244 180V181H241V182L238 181V179L236 178V176H238ZM198 176H200V177H198ZM253 176H254V178H253ZM33 177L35 178L36 181H38V183L37 182L36 183L38 184V187H39L38 189H39V192L41 193V196L35 197L37 191L34 189L35 188L34 187L35 185H33L34 182H32V180H31V179L34 180ZM189 178H191V179H189ZM199 178L201 179V182H199V184H198ZM111 179H112V181H111ZM196 180H197V182H196ZM141 181H143V182H141ZM208 182L211 183V188H210L211 190L207 187ZM231 182H233V183H231ZM243 182H245V183H243ZM246 183H247V186L245 185ZM116 184H117V188H119V190L116 189V193H114L113 191H111V194H112L111 195L109 188L115 187ZM132 184L133 183H131V185ZM30 185H31V187L29 188L28 186H30ZM78 185H80V186H78ZM134 186H135V184H134ZM137 187H135L136 189L134 188V190H137ZM216 187H217V189H216ZM228 187H230V189H227ZM262 188H264V187H262ZM145 189L148 190V192L147 191L145 192ZM194 189H197L198 191L196 192V190H194ZM141 190H139V191H141ZM149 190H150V192H149ZM29 191H30V193L28 194L27 192H29ZM152 191H153V194H149ZM49 192H50V194H48ZM211 192H213V193H211ZM113 193L115 194V196H113ZM173 193L174 194L181 195L182 194V191L176 189V190H174ZM207 193H209V194H207ZM210 193H211V196H210ZM258 193L259 192H256L255 196L253 198H250V199H252L251 203H253L252 206H251L252 207L251 209H252V212L253 213L257 209L260 208V204H263L264 203V198H263L264 195L263 196L260 195V196L257 197ZM137 194H138V196H136ZM213 194H215V195L213 196ZM131 195H129L130 198H132ZM184 195H186V197L187 196L188 197H191L190 196L191 194H189L188 192H185V191H184ZM145 196L146 197L148 196V197L146 198ZM198 196H200V197H198ZM215 196L219 200L217 203H216V197ZM261 196H262V199L263 200L262 199H259V197L261 198ZM233 197H236V198H233ZM154 198H155V200H154ZM202 198H204V199H202ZM209 198L211 199V201H209ZM257 198H258V200H257ZM134 199H136V198H134ZM145 199H146V201L144 202L143 200H145ZM212 199H213V201H212ZM233 199H234V201H232ZM235 199H237V200H235ZM154 201L157 202V203H155ZM179 201H180V203H179ZM125 202H126V204H125ZM134 202H135V200H134ZM134 202H133V204H135ZM143 203H146V204H143ZM214 203H215V205H214ZM257 203L259 204V206H257L258 205ZM140 204H141V206H140ZM178 204H181V206L178 205ZM150 205H152V207ZM57 206H58V208H57ZM148 206H150L151 208L150 207L148 208ZM155 206H156V209L154 210ZM157 206H158L159 209L157 208ZM177 206H179V207H177ZM254 206H255V208H254ZM141 207H143V208L147 207L146 210L145 209L143 210V208H142V210H143V213H146V211H147L146 214H148V216L145 215V214H142V210L140 211ZM178 208H181V211H182L181 214L178 212L179 211ZM40 209H41V211H40ZM73 209L76 210V211L79 210L78 211V214H79V212L80 213L82 212V213H81L80 216L77 215L78 216L77 217L78 219L74 218L73 220L75 221V219H76V221L74 223L72 222L73 224L70 225L69 224V219L71 220V218H72V215L70 214L71 213L70 211H72ZM215 209L216 210H213V212H216L217 211V207ZM34 211H37V212H34ZM12 212H13V214H12ZM15 212L16 211L11 210V213L9 214V216H11V218L14 217V216H16L18 213L16 212L17 213L16 214ZM158 212L161 213V214H159ZM46 213H47V215H46ZM160 215L162 216V218H161ZM141 216H143L144 218L143 217L141 218ZM254 216L257 217V215L255 213L253 214V216L250 215V218L253 219L252 222L255 219H256L255 221H257V218L254 217ZM46 217L47 218L49 217V219H47ZM226 217H227V219H226ZM237 217H239V218H237ZM2 218L3 217H2L1 212H0V221H1ZM62 218H63V221L61 220ZM145 218H147V219H145ZM166 218L168 219V221L170 223L168 221H166L167 220ZM184 218H185V220H184ZM143 219H145L144 221H142L143 222L142 224L144 226L146 225L145 223L148 222L147 223L148 225H146L145 228H144L143 225H141V222H140ZM159 219H161V220H159ZM138 220H140V221H138ZM187 221L190 222V223H188ZM54 222H56L57 224L54 223ZM58 222H59V224H58ZM67 222H68L69 225H67ZM138 222H140V224ZM180 222H182V223L180 224ZM249 222H251V221H249ZM63 223L65 225H63ZM186 223L190 224L191 229L189 228L188 230H186V227H184ZM263 224H264V220H263ZM47 225H50V227H48ZM60 225H62V226H60ZM85 225H86V228L83 229L84 231L83 230H80V226L82 227V226H85ZM140 225L144 229L141 228V227H139ZM54 226H56V228ZM69 226H71L70 229H69ZM250 227L251 226L249 225L248 226V230H249ZM180 228H181V230H180ZM182 228H183V230H182ZM193 228H195L196 230L193 229ZM215 228H218V229H215ZM67 229H68V231H67ZM145 229H147V230H145ZM151 229H152L153 234H155V235L152 234ZM227 229H228L227 232L224 231V230H227ZM1 230L2 229L0 227V233H1ZM160 230H161V233H160ZM172 230H174V232L178 233L177 236L179 238L177 236H176V238H174L175 240L172 238ZM177 230H179L180 233ZM147 231H149L150 233H147ZM164 231H167V232H164ZM69 233L71 235L68 238V235L67 234H69ZM79 233H80V235L82 234L81 235L82 237L90 238V237L93 236V238H94L93 239L94 240L93 245L95 247L92 245V248L89 249L88 254L86 253L87 247L85 246V244L83 242H79L78 243V242L74 241V239H76L79 236ZM146 234H149V235H146ZM65 235H66V237H65ZM150 235H152L153 237L150 236ZM163 235H164V237H163ZM51 236H54L55 239H54V237H51ZM200 236H201V238H200ZM228 236L230 237V239H229ZM95 237H96V239H95ZM221 238H224V242H223V239H221ZM68 240L70 241V244L69 245H67L68 244L67 243ZM176 240H177V242H176ZM72 243H73V245H71ZM74 243H76V244L74 245ZM172 243H174V244H172ZM31 244H32V246H31ZM160 244H161L162 247L161 246L159 247ZM262 245L264 247V243ZM65 246H67V247H65ZM175 246H176V249H175ZM226 246L229 247V248H227ZM93 247L95 248V250H94ZM164 247H166L167 252H168V249L169 248H170L169 249L170 251L168 253L165 252V248ZM177 247H178V251H176L177 250ZM12 248H13V250L16 253L19 252L18 254H20V250L18 248H17V251L15 249L16 247L15 248L12 247ZM66 248H68V249H66ZM130 248L133 249V251H134L133 253L130 252ZM13 250L10 248V250L8 252L9 254H8L6 252V250L0 245V260H2V261H0V264H17V262H18L17 259H19V258L20 259H23L22 258V255L16 256V253ZM129 252H130V254H129ZM170 252H171V254H170ZM172 253H175V255L172 254ZM14 254H15V258L13 257ZM24 255L27 257L30 254L26 252ZM177 255H178V257H177ZM155 256L158 259H155L156 258ZM240 256H243L244 258H241ZM167 257H169V258H167ZM175 257H176V259H175ZM190 257H192V259H190ZM237 257L238 258L240 257V258L238 259ZM186 259L188 261H186ZM14 261H16V262H14ZM194 261H195V263H194ZM38 264H41L40 261H39Z\"/></svg>",
    "mask_w": 264,
    "mask_h": 264
}]
</instances>
